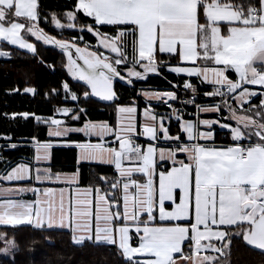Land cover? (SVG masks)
I'll list each match as a JSON object with an SVG mask.
<instances>
[{"label":"snow or ice","instance_id":"1","mask_svg":"<svg viewBox=\"0 0 264 264\" xmlns=\"http://www.w3.org/2000/svg\"><path fill=\"white\" fill-rule=\"evenodd\" d=\"M32 38L60 50L71 81L45 92L47 115L0 113L46 131L16 161L5 154L19 139L0 133V264H20L22 227L110 249L116 264H232L237 240L264 253V0H0V58L54 69ZM152 76L168 88L141 83ZM21 92L37 89L9 90ZM63 149L71 173L53 170ZM85 165L100 171L81 187Z\"/></svg>","mask_w":264,"mask_h":264},{"label":"trees","instance_id":"2","mask_svg":"<svg viewBox=\"0 0 264 264\" xmlns=\"http://www.w3.org/2000/svg\"><path fill=\"white\" fill-rule=\"evenodd\" d=\"M237 3H245L246 0H236ZM43 5L48 11H64L65 7H71L73 0H42ZM82 18V22H83ZM43 26V25H42ZM49 34L57 35L59 38L67 39L73 35H78L76 31L69 30L61 33L59 30L46 27ZM88 40L95 43L94 37L89 34ZM37 43L40 56L48 63L54 65V69L38 63L31 54H24L23 51L13 52L12 59H0V113L2 112H21L30 111L40 115H47L49 110L56 104L55 98L52 103L45 99V92L51 88H58L60 83L68 79L66 70L62 63L66 61L59 49L52 46H44L42 42ZM169 79H173L169 75ZM73 86L82 84V82H72ZM142 84L168 87L165 80L158 76H152L147 82ZM34 87L37 94L9 93L13 88ZM121 87V83H117ZM124 95L128 91L121 88ZM182 94V93H181ZM61 99L63 95L61 94ZM92 119L114 121V114L109 108L93 106L90 108ZM9 132L19 139L22 147L13 152L6 153L13 161L20 157L31 158L33 148L27 140L33 134L40 137L46 136L43 128L35 127L33 122L25 123L18 120L13 123L5 119H0V133ZM75 152L63 149L56 152V159L52 162L54 171H72L74 167ZM100 171L95 167L85 165L82 169L81 185L94 182L92 178ZM108 171V169H105ZM0 231L5 229L0 228ZM16 238L19 241L20 252L18 260L20 264H116V257L110 249L88 247H74L70 242L67 233H53L52 240L45 239L46 233L32 230L29 227H22L16 232ZM232 264H264V253H261L251 247L245 246L242 241L237 240L232 249L230 257Z\"/></svg>","mask_w":264,"mask_h":264},{"label":"crops","instance_id":"3","mask_svg":"<svg viewBox=\"0 0 264 264\" xmlns=\"http://www.w3.org/2000/svg\"><path fill=\"white\" fill-rule=\"evenodd\" d=\"M148 86H151V85H148ZM253 87H255V88H259V86H253ZM158 88H159V89H166V88H168V87H159V86H158ZM114 119H115V118H114ZM113 122H114V121H113ZM173 131H175V128H173ZM221 135H223V134L221 133ZM93 142H96L95 139L93 140ZM181 158H183V157H181ZM63 172L71 173V171H63ZM86 185H88V184H83V185H81V187L86 186ZM50 186L53 187V188H55V189L57 190V192H58V190H59L60 187H66V185H64V184H52V185H50Z\"/></svg>","mask_w":264,"mask_h":264},{"label":"rangeland","instance_id":"4","mask_svg":"<svg viewBox=\"0 0 264 264\" xmlns=\"http://www.w3.org/2000/svg\"><path fill=\"white\" fill-rule=\"evenodd\" d=\"M44 27H45V29H46V27H48V28H50V29H55L54 28V26H49V25H43ZM69 30H72V29H66V30H64L65 32L66 31H69ZM60 31V30H59ZM73 31H76V30H73ZM77 32V31H76ZM77 34H79L78 32H77ZM72 37V36H71ZM71 37H68L67 39H69V38H71ZM59 38V37H58ZM31 42H33L32 40H31ZM0 59H3V58H0ZM70 78V77H69ZM71 79V78H70Z\"/></svg>","mask_w":264,"mask_h":264},{"label":"water","instance_id":"5","mask_svg":"<svg viewBox=\"0 0 264 264\" xmlns=\"http://www.w3.org/2000/svg\"><path fill=\"white\" fill-rule=\"evenodd\" d=\"M79 63H81L82 64V61H79ZM255 250H257V249H255ZM257 251H259V250H257ZM260 252V251H259Z\"/></svg>","mask_w":264,"mask_h":264},{"label":"built area","instance_id":"6","mask_svg":"<svg viewBox=\"0 0 264 264\" xmlns=\"http://www.w3.org/2000/svg\"><path fill=\"white\" fill-rule=\"evenodd\" d=\"M181 95H183V94H181Z\"/></svg>","mask_w":264,"mask_h":264}]
</instances>
